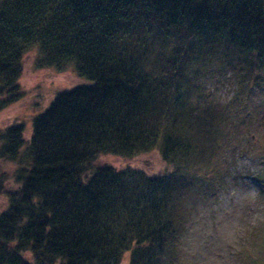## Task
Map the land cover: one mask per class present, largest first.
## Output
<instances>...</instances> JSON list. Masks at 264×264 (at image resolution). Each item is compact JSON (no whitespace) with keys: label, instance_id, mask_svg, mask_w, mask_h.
Wrapping results in <instances>:
<instances>
[{"label":"trees","instance_id":"obj_1","mask_svg":"<svg viewBox=\"0 0 264 264\" xmlns=\"http://www.w3.org/2000/svg\"><path fill=\"white\" fill-rule=\"evenodd\" d=\"M33 49L37 67L72 64L88 83L56 93L27 141L19 124L0 133L13 165L0 264H179L182 193L217 178L213 116L188 106V70L221 54L259 83L264 0H0V109ZM154 150L159 175L100 160Z\"/></svg>","mask_w":264,"mask_h":264},{"label":"rangeland","instance_id":"obj_2","mask_svg":"<svg viewBox=\"0 0 264 264\" xmlns=\"http://www.w3.org/2000/svg\"><path fill=\"white\" fill-rule=\"evenodd\" d=\"M35 55L33 49L23 56L19 95L0 109V133L19 124L25 141L33 117L44 111L56 93L88 83L72 64L60 71L37 67ZM221 57H206L207 64L200 65L196 75L188 70V106L213 116L210 137L214 144L208 161L217 178L213 186L199 180L182 193L179 264H255L256 257H264V186L256 182L264 179V74L261 84L254 82L248 88L245 69ZM100 160L115 169L139 168L150 176L167 170L156 150L131 158L104 155ZM11 166L0 158V176H9ZM121 264H128L126 255Z\"/></svg>","mask_w":264,"mask_h":264}]
</instances>
